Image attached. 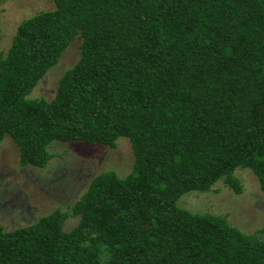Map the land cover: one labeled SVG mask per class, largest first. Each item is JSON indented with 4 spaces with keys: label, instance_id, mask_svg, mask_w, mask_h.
Segmentation results:
<instances>
[{
    "label": "trees",
    "instance_id": "obj_1",
    "mask_svg": "<svg viewBox=\"0 0 264 264\" xmlns=\"http://www.w3.org/2000/svg\"><path fill=\"white\" fill-rule=\"evenodd\" d=\"M51 1L0 50V143L42 169L52 142L125 138L133 163L67 211L0 227V264H264L257 233L176 205L217 182L241 193L237 169L264 195V0ZM75 39L54 96L29 99Z\"/></svg>",
    "mask_w": 264,
    "mask_h": 264
},
{
    "label": "rangeland",
    "instance_id": "obj_2",
    "mask_svg": "<svg viewBox=\"0 0 264 264\" xmlns=\"http://www.w3.org/2000/svg\"><path fill=\"white\" fill-rule=\"evenodd\" d=\"M51 0H0V50L5 51L16 26L38 12L52 10ZM79 40L75 39L62 53L58 62L37 82L28 98L50 100L57 81L78 57ZM48 151L54 152L48 164L37 169L20 166L16 146L10 138L0 143V227L14 230L35 222L55 208L67 211L86 190L91 178L99 172L113 171L122 178L130 170L133 155L125 138H118L116 146L75 141H55ZM242 185V192L234 194L221 182L208 192H188L181 196L177 207L192 213L224 216L240 231L264 240V195L249 170L234 172ZM75 218L66 220L69 230Z\"/></svg>",
    "mask_w": 264,
    "mask_h": 264
}]
</instances>
